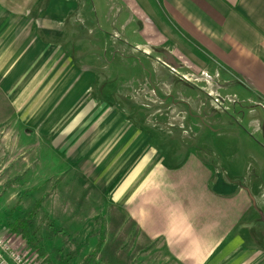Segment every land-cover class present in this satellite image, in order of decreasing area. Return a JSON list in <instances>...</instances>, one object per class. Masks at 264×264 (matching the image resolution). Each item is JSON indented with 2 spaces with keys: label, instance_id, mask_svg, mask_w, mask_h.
<instances>
[{
  "label": "crops",
  "instance_id": "1",
  "mask_svg": "<svg viewBox=\"0 0 264 264\" xmlns=\"http://www.w3.org/2000/svg\"><path fill=\"white\" fill-rule=\"evenodd\" d=\"M72 19L86 26L90 53L73 52ZM100 45L108 56L122 48L123 66L132 51L154 50L165 66L225 80L216 93L235 99L237 118L264 145V0H0V89L14 107L0 121L10 137L41 145L55 174L76 164L145 237L162 239L171 264L212 256V264H258V252L243 261L244 239L232 233L252 188L214 174L194 152L168 164L101 92Z\"/></svg>",
  "mask_w": 264,
  "mask_h": 264
},
{
  "label": "rangeland",
  "instance_id": "2",
  "mask_svg": "<svg viewBox=\"0 0 264 264\" xmlns=\"http://www.w3.org/2000/svg\"><path fill=\"white\" fill-rule=\"evenodd\" d=\"M81 24L69 22L71 44L73 52L87 54L91 36ZM118 48L110 56L102 45L98 50L101 92L112 95L108 100H115V106L125 108L128 118L147 130L168 164L194 152L214 174L252 188V206L232 233L244 239L243 261L254 256L252 251L259 254L258 264H264V145L237 118L240 114L231 108L235 99L216 93L225 80L211 81L204 74L192 76L165 66L154 50L132 51L133 64L123 66L115 60L124 55ZM9 129L8 122L0 121L1 235L9 237L30 264H83L90 251L95 253L87 264H171L162 239L145 237L107 193L76 175V164L66 176L55 174L53 164L44 163L41 145L17 144ZM37 201L34 243L23 236L13 240L7 234L9 223L28 215ZM102 230L105 241L98 246Z\"/></svg>",
  "mask_w": 264,
  "mask_h": 264
},
{
  "label": "trees",
  "instance_id": "3",
  "mask_svg": "<svg viewBox=\"0 0 264 264\" xmlns=\"http://www.w3.org/2000/svg\"><path fill=\"white\" fill-rule=\"evenodd\" d=\"M13 111H14L13 105L9 102L3 91L0 89V120H3L6 117H8ZM38 204L39 201H37L36 205L28 213V215H26L25 217H19L11 221L8 226L10 232H14L16 234L23 236L30 243H34V238L32 236V233L35 228L34 216ZM104 241H105V232L104 230H102L97 245L101 246L104 243ZM94 253L95 251H90V253L86 255L83 264H87L88 259Z\"/></svg>",
  "mask_w": 264,
  "mask_h": 264
},
{
  "label": "built area",
  "instance_id": "4",
  "mask_svg": "<svg viewBox=\"0 0 264 264\" xmlns=\"http://www.w3.org/2000/svg\"><path fill=\"white\" fill-rule=\"evenodd\" d=\"M0 264H30L26 256L15 247L12 240L0 235Z\"/></svg>",
  "mask_w": 264,
  "mask_h": 264
}]
</instances>
